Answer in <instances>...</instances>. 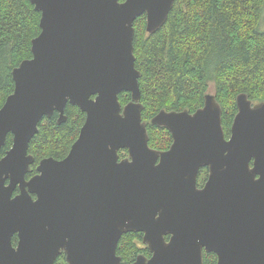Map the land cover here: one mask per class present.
Masks as SVG:
<instances>
[{"label":"water","instance_id":"1","mask_svg":"<svg viewBox=\"0 0 264 264\" xmlns=\"http://www.w3.org/2000/svg\"><path fill=\"white\" fill-rule=\"evenodd\" d=\"M30 1L41 32L0 108V264H56L62 252L69 264H123L117 248L129 231L143 232L152 253L129 264H204V251L217 264H264V100L237 96L229 137L212 92L194 112L161 109L151 123L173 142L153 148L134 23L145 13L156 31L175 0ZM123 91L132 94L124 106ZM68 103L86 113L78 138L27 178L39 122L56 111L65 122Z\"/></svg>","mask_w":264,"mask_h":264},{"label":"trees","instance_id":"2","mask_svg":"<svg viewBox=\"0 0 264 264\" xmlns=\"http://www.w3.org/2000/svg\"><path fill=\"white\" fill-rule=\"evenodd\" d=\"M263 9L264 0H175L167 20L154 32L147 31L145 13L136 19L134 52L151 147L166 150L173 142L167 127L151 123L161 109L194 112L212 92L223 108L229 137L238 111L237 96L246 93L254 103L264 100V30L259 27ZM40 19L41 12L30 0H0V108L15 89L13 69L33 56L32 40L41 32ZM119 98L124 106L132 94L123 91ZM65 114L67 120L62 123L58 112L39 122L29 145L34 163L27 177L37 172L43 158L61 159L69 153L86 113L68 103ZM12 145L9 133L2 155ZM128 155L127 149L120 150L121 158ZM207 177V168H201L198 185ZM13 240L16 244L18 236ZM117 253L123 264L140 254H152L143 242V232L137 231L122 235ZM217 260L216 253L204 251V264H217ZM57 263H66L64 254Z\"/></svg>","mask_w":264,"mask_h":264},{"label":"flooded vegetation","instance_id":"3","mask_svg":"<svg viewBox=\"0 0 264 264\" xmlns=\"http://www.w3.org/2000/svg\"><path fill=\"white\" fill-rule=\"evenodd\" d=\"M56 112H57V111H56ZM54 114H55V113H54ZM58 118H59V112H58ZM61 159H62V158H61ZM38 165H39V164H38ZM37 167H38V166H37ZM206 168H207V170H208V175H209V169H208V167H206ZM37 173H38V169H37V172H36L35 174H37ZM35 174H33V175H35ZM33 175H32V176H33ZM32 176H31V177H32ZM27 178H30V177H27ZM207 178H208V177H207ZM206 180H207V179H206ZM204 183H205V182H204ZM203 185H204V184H203ZM203 185H202V186H203ZM200 187H201V186H200ZM19 191H20V189L17 188L14 194H17ZM34 196L36 197V195H34ZM14 244H15V243H14ZM16 244H17V243H16ZM61 254H64V255H65V260H66V254H65L64 252H62ZM61 254H60V255H61ZM58 257H59V256H58ZM217 257H218V256H217ZM57 259H58V258H57ZM217 261H218V260H217ZM56 264H58V263H57V260H56ZM65 264H69V263L67 262V260H66V263H65Z\"/></svg>","mask_w":264,"mask_h":264},{"label":"rangeland","instance_id":"4","mask_svg":"<svg viewBox=\"0 0 264 264\" xmlns=\"http://www.w3.org/2000/svg\"><path fill=\"white\" fill-rule=\"evenodd\" d=\"M259 27H260L261 30H264V9H263V12H262V17H261V21H260Z\"/></svg>","mask_w":264,"mask_h":264}]
</instances>
